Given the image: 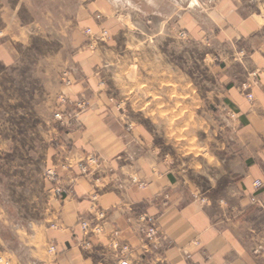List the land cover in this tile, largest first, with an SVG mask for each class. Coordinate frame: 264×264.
Here are the masks:
<instances>
[{
    "label": "crops",
    "instance_id": "1",
    "mask_svg": "<svg viewBox=\"0 0 264 264\" xmlns=\"http://www.w3.org/2000/svg\"><path fill=\"white\" fill-rule=\"evenodd\" d=\"M134 15L231 48V57L218 66V83L233 111L234 128L207 190L223 188L218 196L195 191L99 88L97 43L80 30L114 32L132 24ZM74 31L78 50L65 72L70 83L63 78L60 88L68 99L61 107L64 121L52 120L54 134L46 150L47 219L10 229L26 251V264H264L261 10L247 8L243 0H85ZM15 59L9 45L0 44V62ZM79 100L87 104L81 111L74 105ZM91 156L98 163L81 172L78 163ZM254 180L262 186L255 188ZM97 210L104 213L102 220L95 219ZM80 220L100 226L101 232L85 234ZM151 225L155 233L149 236ZM50 244L54 254L47 250ZM10 252L11 262L20 264Z\"/></svg>",
    "mask_w": 264,
    "mask_h": 264
},
{
    "label": "rangeland",
    "instance_id": "2",
    "mask_svg": "<svg viewBox=\"0 0 264 264\" xmlns=\"http://www.w3.org/2000/svg\"><path fill=\"white\" fill-rule=\"evenodd\" d=\"M243 3L264 15V0ZM84 4L0 0V44L16 54L13 63L0 62V264L15 263L11 250L26 264V251L11 228L47 219L46 150L64 74L78 50L74 23ZM87 29L80 33L97 43L105 99L120 106L121 118L145 132L147 145L195 191L222 194L223 188L207 190L234 128L233 111L224 104L218 83V66L231 57V48L191 39L170 23L136 15L127 28L114 32Z\"/></svg>",
    "mask_w": 264,
    "mask_h": 264
},
{
    "label": "built area",
    "instance_id": "3",
    "mask_svg": "<svg viewBox=\"0 0 264 264\" xmlns=\"http://www.w3.org/2000/svg\"><path fill=\"white\" fill-rule=\"evenodd\" d=\"M194 3L195 5H198L197 2H192ZM190 3V4H192ZM87 33H91L90 29H87L86 30ZM253 77L256 76L255 73H252ZM64 83L66 84H69L70 81L66 78L65 74H64ZM247 87H245L246 89ZM246 97L248 99H251L252 98V94L250 92L246 93ZM66 103H68V99L67 97L60 93L58 96H57V100H56V108H55V112L53 114V119L58 121V122H63L64 121V117H63V114H62V110H61V107L64 106ZM74 105L75 107L78 109V110H81V109H84L85 106L87 105L86 102L84 100H79L77 102H74ZM98 161H97V157L95 156H91L89 157L88 159V162H79L78 163V168L81 170V172L85 173V172H88L89 171V164H97ZM253 186L255 188H260L262 186V182L260 180H254L253 181ZM55 192L56 193H59L60 192V189L57 187L55 188ZM97 218H95L96 220H102L104 218V213L101 211V210H97ZM80 224V228L82 230V232H84L85 234L86 233H89L91 230H94V232H101V227L98 226V225H94L93 227H90L89 225V222L86 221V220H80L79 222ZM155 233V228L153 225H151L148 229H147V232L146 234L149 235V236H152L154 235ZM47 250L54 254L55 253V246L50 244L48 247H47ZM263 252H264V247H263Z\"/></svg>",
    "mask_w": 264,
    "mask_h": 264
}]
</instances>
